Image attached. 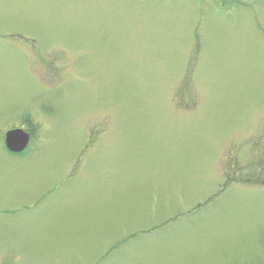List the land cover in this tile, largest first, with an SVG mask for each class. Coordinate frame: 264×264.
<instances>
[{"label":"rangeland","instance_id":"374dc122","mask_svg":"<svg viewBox=\"0 0 264 264\" xmlns=\"http://www.w3.org/2000/svg\"><path fill=\"white\" fill-rule=\"evenodd\" d=\"M0 264H264V0H0Z\"/></svg>","mask_w":264,"mask_h":264},{"label":"water","instance_id":"95a60500","mask_svg":"<svg viewBox=\"0 0 264 264\" xmlns=\"http://www.w3.org/2000/svg\"><path fill=\"white\" fill-rule=\"evenodd\" d=\"M29 135L23 130L15 129L6 134L5 142L9 151L19 153L25 149Z\"/></svg>","mask_w":264,"mask_h":264},{"label":"flooded vegetation","instance_id":"af4514ba","mask_svg":"<svg viewBox=\"0 0 264 264\" xmlns=\"http://www.w3.org/2000/svg\"><path fill=\"white\" fill-rule=\"evenodd\" d=\"M31 123H32L31 119L27 118L25 120V123L22 126H20V127L7 128V130L1 135V141H2V144H3L5 152H7L12 157H22L23 155L30 154L29 151H30L31 144H32V141H33V133H32V130L31 129H27L26 126H29V127L32 126ZM15 129L23 130L26 134L29 135L27 146L25 147V149L23 151H21L19 153H13V152L9 151L7 146H6V142H5L6 134L9 131H12V130H15Z\"/></svg>","mask_w":264,"mask_h":264},{"label":"trees","instance_id":"16d2710c","mask_svg":"<svg viewBox=\"0 0 264 264\" xmlns=\"http://www.w3.org/2000/svg\"><path fill=\"white\" fill-rule=\"evenodd\" d=\"M228 179H229V180L226 182V184H228V183H230V182L234 181V180H233V178H231V179H230V178H228Z\"/></svg>","mask_w":264,"mask_h":264}]
</instances>
